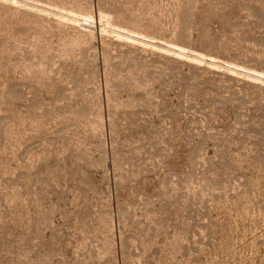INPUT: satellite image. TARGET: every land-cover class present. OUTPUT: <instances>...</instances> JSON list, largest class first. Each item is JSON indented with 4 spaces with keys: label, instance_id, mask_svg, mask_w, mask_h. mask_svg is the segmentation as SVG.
Instances as JSON below:
<instances>
[{
    "label": "rangeland",
    "instance_id": "obj_1",
    "mask_svg": "<svg viewBox=\"0 0 264 264\" xmlns=\"http://www.w3.org/2000/svg\"><path fill=\"white\" fill-rule=\"evenodd\" d=\"M0 264H264V0H0Z\"/></svg>",
    "mask_w": 264,
    "mask_h": 264
},
{
    "label": "bare ground",
    "instance_id": "obj_2",
    "mask_svg": "<svg viewBox=\"0 0 264 264\" xmlns=\"http://www.w3.org/2000/svg\"><path fill=\"white\" fill-rule=\"evenodd\" d=\"M73 15L81 18L85 22H93L94 21L93 17H91L90 15H81V14H75V13H73ZM82 27L87 28V29H91V27L86 25V24L82 25ZM117 38L121 39L122 37L121 36H117ZM180 49H181V51H184V49H182V48H180ZM178 56H180V55H178Z\"/></svg>",
    "mask_w": 264,
    "mask_h": 264
}]
</instances>
